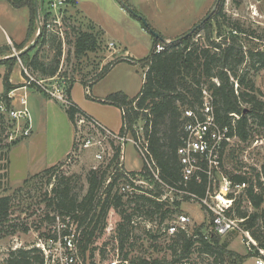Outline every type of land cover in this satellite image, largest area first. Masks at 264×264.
<instances>
[{
    "label": "rangeland",
    "instance_id": "rangeland-1",
    "mask_svg": "<svg viewBox=\"0 0 264 264\" xmlns=\"http://www.w3.org/2000/svg\"><path fill=\"white\" fill-rule=\"evenodd\" d=\"M51 1L53 0H38L39 22H37L32 18L33 6L16 8L10 3V0H0V94L4 92L3 77L8 71L11 72L9 81L12 85L23 84L24 78L20 64L27 68L25 61L16 57L9 59V56L18 53L17 48L28 46L37 36L39 26L42 27L43 24L51 20L52 16L47 12L48 4ZM120 1L116 0V3H113L112 0H81L79 9L89 16L94 24L97 23L94 25L82 17L77 10L66 7L68 5L66 0V6L61 9L60 16L62 36L47 33L46 43L38 46L29 55L31 57L37 53L42 62L49 63L54 60L60 44L61 55L58 72L55 75L57 81L64 80L67 89L70 88L74 100L82 110L114 133L121 132V114L117 108L105 105L101 103V100L115 92H123L129 98L138 94L146 70L142 60L150 54L152 46L151 34L143 27L140 20L121 6ZM122 1L142 17L156 33L169 41L190 31L213 9L216 3V0ZM99 5L101 10L97 9ZM220 9V22H223V28H226L225 33L231 31L230 26L238 27L243 32L239 38L243 43L244 51L252 48L264 52V0H221L211 19ZM46 14L48 15L46 16ZM99 27L103 32H106L105 38L102 37ZM79 32H89L97 38V47L94 51L76 54L74 43ZM201 36L203 38L202 33ZM252 36L254 39H251ZM109 38L118 39L119 43L110 48L105 41ZM126 51H128L127 54H125ZM118 59L129 62L114 63L101 79L94 81L95 76L104 66ZM249 62L246 57L242 66L239 67V74H245L246 78L253 81L259 98L264 101V68H261L258 63L255 64V68H251ZM30 73L35 78H42L39 72L30 71ZM54 82H47V84L51 85ZM31 91L35 90L31 89L29 93ZM48 99L50 100V98ZM52 102L63 114H66L65 109L58 102L54 100ZM54 108L58 112V109ZM246 111L247 107L244 106V112ZM68 120L73 140L74 127L72 121L69 118ZM59 121L56 116L54 120L49 119L47 122L45 131L48 133L50 153L52 147L59 146L62 149L67 144L65 142L68 141V127L62 126ZM142 126L143 122H140L138 127ZM17 141L19 143L20 139ZM10 142L7 135L0 130V156L6 152L5 146ZM72 149L73 144L70 152ZM4 164L5 161L0 157V175L4 172L1 170ZM93 164L91 152H87L83 155L80 154L79 157H74L71 161L65 160L61 165H57L49 175L43 174V171L40 172L41 176L29 179L26 184L22 182L20 186L10 185L6 179H0V196L11 198L10 222L3 228L0 227V264H5L10 249L36 247L35 244L38 242L49 247L48 249L52 253L50 264H60L61 258L64 256H61L63 251L60 241L62 229L59 226L62 222L56 218L52 224L50 220L45 219L46 216H55V212L47 209L43 200L48 198L52 188L51 184H54L57 176L62 174L80 176L84 182V178ZM123 164L127 171H138L142 168L137 151L130 143L124 148ZM221 171L227 176L235 174L245 176L249 183L253 184L259 180L264 186V130L254 126L249 131V138L246 141L235 140L228 145L223 152ZM48 180L50 181L48 182ZM14 181V179L11 180L12 183H15ZM140 186L144 188L145 192L159 191L164 194L152 181H145ZM113 193H117L115 188H113ZM126 201L127 198H123L124 204ZM241 207L247 214L254 212L252 205L247 202L241 203ZM131 210L132 204L127 203L118 210L109 211L104 231L90 246L95 249L93 259L88 258L90 252H87L86 263L93 260L94 264H101L103 258L110 255L109 251L121 249L119 243L121 236L118 235L117 227L120 222H123L121 212L130 214ZM171 210L174 211V214L166 215L163 222L169 221L173 215L186 214L193 223V230L201 226L205 234L212 236L208 229L209 217L197 204L189 201L179 202V209L172 206ZM138 217L140 216H133L134 223L131 222L125 227V230L129 231V236L124 241L121 251L131 254L133 251L155 250L154 254L160 255L165 241H155L151 236H157L163 222L157 215L149 219L141 216L142 220ZM25 227L29 228L26 233L23 232ZM47 235H55L57 239L54 240V243H50ZM243 240H245V236L239 234L221 239V242L229 243L228 250L241 257L236 263L229 264H253L252 256L254 254L247 251L244 242L242 243ZM76 259L83 260L80 256L79 259Z\"/></svg>",
    "mask_w": 264,
    "mask_h": 264
},
{
    "label": "trees",
    "instance_id": "trees-1",
    "mask_svg": "<svg viewBox=\"0 0 264 264\" xmlns=\"http://www.w3.org/2000/svg\"><path fill=\"white\" fill-rule=\"evenodd\" d=\"M10 3L16 8L33 6V0H10ZM32 9V18L35 19L34 7ZM213 17L191 36L174 43L169 41L163 43L152 36L153 44L150 54L142 60L146 70L138 94L129 98L123 92H115L101 100V103L121 111V131L126 126L134 138L137 134V129L134 128H138L139 123L143 122L142 134L148 143L149 152L159 169L161 178L171 187L181 184V165L177 150L182 144L184 135L183 125L186 119L183 117V112L191 110L199 115L203 105V90L210 93L213 115L218 126L229 127L231 135H235L238 140L246 141L249 138V131L254 126L264 130V101L259 98L253 81L246 78L245 74H239V67L242 66L246 57L250 61L251 68H255L256 63L264 68V52L252 48L244 51L243 43L239 38L243 32L238 27L230 26L231 31L225 33L226 28H223L224 24L220 22L221 9ZM79 33L74 43L76 54L94 51L97 47V38L89 32ZM46 35L43 25L35 48L20 56L29 71L40 73L42 78L39 79L52 78L57 74L61 55L59 44L54 60L49 63L42 62L37 53L29 56L38 46L46 43ZM251 39L254 37L252 36ZM157 45L163 46V50L159 53L155 52ZM24 48L22 46L17 49L21 51ZM120 61L129 62L118 59L109 63L95 76L94 81L101 79L114 63ZM10 73L8 71L3 77L4 92L1 96L18 87L10 83ZM204 86L206 88H203ZM67 93L70 98V88ZM244 106L247 107L246 112H244ZM65 111L71 121L74 119V114H84L73 102L70 109ZM17 143L18 141H13L7 144L6 152L0 156L5 161L1 168L4 172L0 175V179L8 181V155L10 149ZM55 167L44 170L43 174L49 175ZM39 176H41L40 173L27 178L24 184L29 179ZM122 176V173L118 174V177ZM227 177L235 183H247L246 196L254 212L247 214L241 207L242 200H239L235 206V216L241 219L247 218L246 229L258 246L264 249V186L262 182L257 180L256 184L249 183L245 176L237 174ZM203 178L200 184L193 180L187 182L186 189L203 194L206 186L205 177ZM105 180L106 172L102 169L90 170L84 182L80 176L62 174L55 178L48 198L43 200L46 208L55 212V216H46V220H50L53 224L56 218L61 220L60 222L69 218V223L62 229L61 235L65 236L71 232L75 234L77 255L83 260L87 252H90L88 258L93 259L95 249L90 246L104 231L110 210H118L127 203L132 204L130 214L121 212L123 222H120L117 227L118 235L121 236L119 241L121 249L129 236V231L125 230V227L131 224L133 216L149 219L157 215L163 221L166 215L174 213L169 204L157 201L159 191L146 192L148 195H141L134 199L128 198L124 204L120 195L112 194L116 179L107 185ZM154 184L157 186L156 183ZM174 207L178 210L179 202H176ZM10 208L11 198L0 196L1 228L10 222ZM28 230L29 228L25 227L23 232L26 233ZM199 230L200 227H197L193 232L197 233ZM47 238L57 239L55 235H47ZM193 243L192 239L180 234L170 247L182 248L183 252L187 253L186 251ZM201 243L203 251L213 258L215 264L236 263L241 258L237 253L228 250L227 241L221 242V239L215 235L211 236L210 242L201 240ZM5 264H45V258L34 246L12 248L8 252ZM91 264H94L93 260Z\"/></svg>",
    "mask_w": 264,
    "mask_h": 264
},
{
    "label": "built area",
    "instance_id": "built-area-1",
    "mask_svg": "<svg viewBox=\"0 0 264 264\" xmlns=\"http://www.w3.org/2000/svg\"><path fill=\"white\" fill-rule=\"evenodd\" d=\"M65 4L66 0H53L48 4L47 12L52 18L43 24L47 33L62 36L60 16ZM109 47L113 48L114 45L110 43ZM162 50V45H157L155 48L156 53ZM20 66L24 78L23 84L0 96V130L11 142L17 139L22 141L32 134L28 103L29 90L34 89L44 94L58 102L65 110L72 106L64 80L57 81L56 76L48 79L35 78L26 67L22 64ZM47 82L54 83L48 85ZM202 95L203 105L199 110V115L191 110L183 112V117L186 119L183 125L184 135L182 144L177 150L181 165L180 185L171 187L163 181L149 152L142 128H134L137 129L136 138L131 135L126 126L120 133H114L87 114H74L73 149L66 157V161H71L80 154L91 152L94 163L91 170L102 169L106 172L105 185L116 179L113 188L122 198L134 199L141 195H148L140 185L145 181H152L157 184L158 189L164 192V194L158 193L157 201L169 204L171 207L176 202L184 201L197 204L209 217L208 229L212 235L220 239L234 234L244 235L245 240L242 243L244 242L248 252L254 254L253 264H264V249L258 246L246 229L247 218L241 219L235 216V206L238 200L250 204L246 196L247 183L232 182L221 171L225 148L238 138L231 135L229 127L218 126L213 115L210 93L203 90ZM128 143L134 146L141 160L142 168L138 171H127L124 167V148ZM119 173L123 176L118 177ZM203 177L206 180L203 194L186 189L187 182L193 180L200 184ZM138 219L142 220L143 217L140 216ZM68 223L69 218H66L59 224L60 229H64ZM193 231V223L189 216L186 214L173 215L169 221L160 225L157 236H151L155 241H165L163 250H159L161 256L154 254L155 250L133 251L130 254L123 253L117 248L113 252L109 251L110 255L103 258L101 264H215L213 258L203 251L201 245V240L210 242L211 236L205 234L201 226L199 232L194 233ZM180 234L194 241L186 251L187 253H184L182 248L172 249L170 247ZM48 241L54 243V239L49 238ZM60 241L63 249L61 256L64 255L60 264H91V262L86 263L87 261L79 259L73 232L65 236L60 235ZM35 246L43 253L45 264H50L52 253L49 247L39 242Z\"/></svg>",
    "mask_w": 264,
    "mask_h": 264
},
{
    "label": "crops",
    "instance_id": "crops-1",
    "mask_svg": "<svg viewBox=\"0 0 264 264\" xmlns=\"http://www.w3.org/2000/svg\"><path fill=\"white\" fill-rule=\"evenodd\" d=\"M112 1L113 3H116V0ZM68 2L69 3L66 7H71V9L77 10L82 17L92 22L91 19H89V16H86L84 13H82V11L78 7L81 0H69ZM97 9L101 10V6H97ZM100 30L102 37H104V34H106V32H103L101 28ZM107 40L105 41L108 43V45L112 43L114 47L119 43L118 39L109 38ZM127 53L128 51L125 52V54ZM2 94L3 93H1L0 96ZM70 98L71 101L83 113L88 114L84 110H82V108L74 100L71 91ZM28 103L31 113L32 134L28 138L23 139L14 147H12L8 155V183L13 186H20L22 182H24V180H26L27 178L39 174L40 172L50 167L57 166L63 163L66 160V157L68 156L73 144L69 128L70 122L68 120V116H66V114H63V112H61L59 108H57V106L53 104L51 99L49 100L47 96L41 93L35 91H31L29 93L28 91ZM54 107L58 109V112ZM117 110L121 114V111L119 109ZM88 115L90 116V114ZM56 116L58 120H60L59 122L62 126L68 127L69 135L68 141L65 142V144H67L64 145L62 149L59 148V146H54L51 148L52 151L50 153L48 146V133L45 130L48 120H54ZM13 179L15 180V183L11 182V180Z\"/></svg>",
    "mask_w": 264,
    "mask_h": 264
},
{
    "label": "water",
    "instance_id": "water-1",
    "mask_svg": "<svg viewBox=\"0 0 264 264\" xmlns=\"http://www.w3.org/2000/svg\"><path fill=\"white\" fill-rule=\"evenodd\" d=\"M221 0H216V3L213 7V9L202 19L200 20V22H198L190 31H188L186 34H183L182 36L170 40L169 42L174 43L180 40H183L189 36H191L196 30H198L205 22L209 21L214 13V11L218 8L219 4H220ZM121 6L127 11L129 12L133 17L137 18L138 20L141 21L142 25L144 28H146L148 30V32L151 34V36H153L154 38L158 39L159 41L163 42V43H167L168 41L166 39H164L163 37H161L158 33H156L148 24L147 22L140 16H138L126 3H124L122 0L120 1ZM33 7H34V16L37 22H39V9H38V0H33ZM41 31H42V27L39 26V30L37 33V36L34 38V40L28 45L26 46L24 49H22L21 51H19L18 53H16L15 55L9 56L10 58H20V56L22 54H24L25 52L31 50L33 47L36 46L40 35H41ZM7 57V58H9Z\"/></svg>",
    "mask_w": 264,
    "mask_h": 264
}]
</instances>
